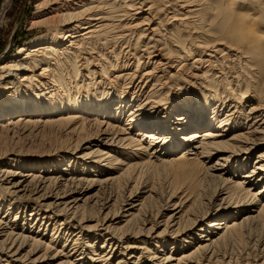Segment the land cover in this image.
<instances>
[{
	"label": "bare ground",
	"instance_id": "obj_1",
	"mask_svg": "<svg viewBox=\"0 0 264 264\" xmlns=\"http://www.w3.org/2000/svg\"><path fill=\"white\" fill-rule=\"evenodd\" d=\"M35 9L30 27L45 34L0 67V143L39 126L80 135L89 112L106 125L127 109L131 126L92 141L73 168L0 165V264H44L57 240V264L116 255L114 264H264V152L245 170L264 141V0H40ZM37 112L50 115L22 116ZM219 197L227 206L215 211Z\"/></svg>",
	"mask_w": 264,
	"mask_h": 264
},
{
	"label": "rangeland",
	"instance_id": "obj_2",
	"mask_svg": "<svg viewBox=\"0 0 264 264\" xmlns=\"http://www.w3.org/2000/svg\"><path fill=\"white\" fill-rule=\"evenodd\" d=\"M39 1L40 0H0V67L2 66V64L5 62V60L8 57H10L12 55H17V49L21 44L26 43V42H30L36 36H39L41 34H45L46 29H44V27H42V26H38L35 28L30 27L31 22H32V18L34 17L33 14H35V10H36L35 5ZM257 13L264 15V12L261 10H257ZM159 53H161V52L158 51L156 54H159ZM171 58H173V57H171ZM131 62H133V63L131 65L129 64L130 67L134 68V66H135L134 64L136 63V61L132 60ZM147 67L148 66L143 67V64H141L139 71H143ZM169 69H166V70L168 71ZM82 70L84 71V68H81V71ZM115 71H119V70H115ZM1 72H2V70L0 68V74H1ZM37 72H40V70H37ZM63 73H64L65 79L68 80V85H67L68 89H70V91H73L72 90L73 80H72V78H70L72 76V74H67L66 72H63ZM109 75H110V77H112L114 75V73L110 72ZM75 82L76 81H74V84H75ZM3 86L4 85L0 84V88H2ZM82 88L83 87L81 85V82H79V90L81 91ZM248 95L245 97V99L248 98ZM79 96L77 97V96H74V94H73L72 98L75 97L73 102H76V101L79 102L80 101ZM66 98L69 101V97L66 96ZM82 98H85V97H81V99ZM249 104L250 103H246L247 106H249ZM225 109L222 110V112H221V114H219V116H222V113L225 112ZM128 111L129 110H127V109H125L123 111L122 117L118 122H115L114 120H112L110 118L109 123H107L108 125L107 124L103 125V123H100V122L97 124H94L91 121V119H92L91 117L94 116L93 112H89V114H88L89 116L86 115L87 116L86 117V123L88 125H86V129L80 135L68 134L66 132H62V130H59L58 128H55V127H43L42 128L41 126L35 128V129L26 128V129H28L27 132L20 131V132L15 133V130H13V131L8 130V132L4 133V136H6L5 140H7V141L4 144L0 143V165L3 164V166H4L5 162H8L10 160H15V161L23 164L22 170H24V171H27L28 169H30V167L31 168L33 167L36 169L37 166H40L41 168H46L50 164L55 166L58 162L61 163L60 164L61 168L69 169V168L76 167L77 163L84 160L82 158H79V160H78L77 156H80V155L88 152L93 145L92 141L96 140L98 137L110 136L113 133H115V135H119L121 132L119 130H121V129L125 130V132H128V133L130 132L129 126H131V125L127 121L128 117L126 116L128 114ZM49 115L50 114H47V112H37L35 114L25 113L22 116H24L25 118L26 117L44 118V117H48ZM9 117L10 116H8L7 119ZM103 117H105V116L101 115L98 118H100L101 120L102 119L104 120ZM105 118L106 119L104 121H106L108 119L107 117H105ZM101 120H98V121H101ZM2 121H5V119L0 120V122H2ZM23 122H25V121H23ZM126 123H128V124L125 125ZM132 127H133V125H132ZM133 130H135V129L133 128ZM205 130H207V128L203 129V131H205ZM0 132L2 133L4 131H0ZM229 135H231V133H228V136ZM181 136H183L182 133H181V135H179V138ZM79 141L80 142L85 141V142L82 143L81 145L78 144L77 145L78 146L77 151L75 150L76 151L75 152L73 147L76 143H80ZM117 151L121 154L124 153L123 151H119V150H117ZM261 151L264 152V141H262L260 144H258L257 147L249 155V157H247L248 162H247V167L245 169L246 171H249L251 169L254 161L257 160L256 155L259 152L261 153ZM178 152L179 151L169 153V155H175ZM75 153H77V154H75ZM120 158H123V159L126 158V160L129 159L128 157H124L122 155L120 156ZM69 160H70V163L68 164L67 161H69ZM235 160H236V158L233 156L227 161L226 164L229 166V168H228L229 170L230 169L234 170L233 168H235V167H234L233 162ZM71 162H73V163H71ZM215 162H216V157H212L209 160V164H207V166L213 165ZM20 163H19V165H20ZM32 164H33V166H32ZM12 168L14 170L17 169V167H15V166H12ZM68 172H70V171H68ZM79 174L80 173L77 172L76 175H79ZM163 178L161 180V183L162 184H164V183L168 184L169 183V181H167L168 178L166 179V181ZM232 180H236V178H233ZM259 198L260 197L258 196L257 199H259ZM175 200H177V198H175ZM214 200H212V204L217 205V206H215L216 207L215 211L221 209V207L226 205V204L221 203L220 197L215 198ZM188 204L189 203H187V205ZM166 208H171V206H167ZM166 208H164V209H166ZM179 209H177V210H179ZM167 211H170V209H168ZM164 213H167V214H165L163 218H165L168 215V212H164ZM26 214H29V211H26L24 215L26 216ZM240 215L237 218H239ZM18 221H19V224L21 222H23L21 220V217L19 218ZM161 229H162V226H160L158 228V231H160ZM50 232H51V227L47 228L45 238L43 240H45V241H46V239L48 240ZM169 233H171V232H169ZM172 236L175 237L174 235H172ZM53 245H54L55 250H58V249H60L62 242L57 240L55 243H53ZM186 249H189V248H186ZM55 250H53L54 252L50 251V252L46 253V255L43 258H41V259H43L42 262L44 264H57L58 262L61 261V258L58 257L57 255H56L57 256L56 258H53V254L55 253ZM177 251L180 252V250H177ZM238 251H239L238 248L234 247L232 249V251H229V253H231L232 257L234 259H236L238 256ZM177 253L178 252H175L173 254H177ZM41 254H42V252L40 251L36 255L32 256L31 258L32 259L36 258V257L40 256ZM252 255H250V257H249L250 262H252L251 260L253 259V257H251ZM117 257L118 256L116 255L113 258H111L109 264H114ZM144 260L145 259H142L141 264H144ZM260 262H261V260L258 261V263H260Z\"/></svg>",
	"mask_w": 264,
	"mask_h": 264
},
{
	"label": "clouds",
	"instance_id": "obj_3",
	"mask_svg": "<svg viewBox=\"0 0 264 264\" xmlns=\"http://www.w3.org/2000/svg\"><path fill=\"white\" fill-rule=\"evenodd\" d=\"M260 36H261V39H264V34H260ZM248 43H249V41L246 39L245 44H248Z\"/></svg>",
	"mask_w": 264,
	"mask_h": 264
}]
</instances>
